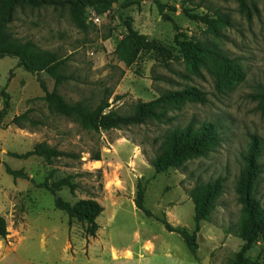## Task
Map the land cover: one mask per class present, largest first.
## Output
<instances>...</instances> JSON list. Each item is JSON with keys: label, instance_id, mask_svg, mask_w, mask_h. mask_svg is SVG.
I'll return each mask as SVG.
<instances>
[{"label": "rangeland", "instance_id": "374dc122", "mask_svg": "<svg viewBox=\"0 0 264 264\" xmlns=\"http://www.w3.org/2000/svg\"><path fill=\"white\" fill-rule=\"evenodd\" d=\"M159 1L174 7L173 12H167L171 21L161 19L154 0L128 7L121 6L123 0H116L103 12L93 9L102 17L97 25L89 22L87 10L90 24L85 31L73 24L66 8L16 10L9 28L13 36L20 42L30 40L65 60L61 72L70 79L58 91L69 103L82 102L93 108L108 99L110 110L125 115L132 113L138 101H151L163 91L185 87L205 93L207 102L186 103L171 111L172 120L167 124L149 121L120 129L85 131L47 106L36 77L16 67V58H5L0 62V91L9 85L10 95L6 93L8 114L3 119L4 128H0V216L6 221L8 235L0 238V264H123L125 250L129 259L138 257L143 264H201L207 257L210 264H234L244 245L237 235L241 206L235 186L251 135L262 141L259 162L263 173L256 198L264 207V110L256 97L264 90V0H246L250 19L239 12L237 0ZM182 9L208 18L219 13L228 18L229 26L220 28L216 36ZM124 23L168 52L142 51L126 67L114 53L125 32ZM175 36L179 41L214 45L236 60L240 76L218 92L211 74L202 69L200 75H194L187 69ZM40 78L48 90L53 89L54 81L48 74H40ZM26 110L35 123L25 120L22 128L12 124V119ZM190 122L197 126L215 124L219 144L178 168L155 171L152 161L163 150L170 131ZM41 142L78 158H60L48 165L35 156L15 157ZM97 152L100 160L92 161ZM4 165L23 171L28 180L7 175ZM50 172L49 182L71 175L78 188L51 194L40 186ZM218 177L224 180L223 191L210 220L200 221L197 250L191 254L179 235L167 232L155 219H165L173 227L192 233L195 205L189 192L196 182ZM138 190L143 192V204L151 218L136 208ZM57 198L70 204L92 199L103 207L97 218L96 238L86 239L85 224L76 220L69 224L67 215L54 207ZM112 249L120 256L115 262L110 259ZM246 257L262 261L264 246H253Z\"/></svg>", "mask_w": 264, "mask_h": 264}, {"label": "trees", "instance_id": "16d2710c", "mask_svg": "<svg viewBox=\"0 0 264 264\" xmlns=\"http://www.w3.org/2000/svg\"><path fill=\"white\" fill-rule=\"evenodd\" d=\"M116 0H0V59L4 57L16 58L17 67L23 69L36 77L40 89L43 93V101L47 106L59 115L76 122L85 131L98 132L112 129H120L132 125H143L149 121L167 124L172 120L169 113L179 110L186 103L205 104L207 102L205 93L195 87H185L178 91H163L157 98L135 103L132 113L119 114L110 110L108 99H103L93 108H88L82 102L69 103L59 93L58 87L70 79L61 70L65 66V60L51 51L42 50L32 41H18L10 31V25L14 21L17 9L28 8L36 10L44 7L52 9H68L73 24L82 31L88 29L90 23L87 22V10H97L103 12V8L110 6ZM141 0H123L122 7L138 4ZM239 12L247 19L251 17V10L246 0H237ZM158 14L164 22L171 21L167 12H173L174 7L154 0ZM189 18L205 23L209 29L217 36L219 29L229 26L227 17L215 14V18L190 14L188 10L182 9ZM97 15V14H96ZM125 32L115 48L116 58L126 67H130L142 51H154L161 55L168 50L161 47L154 41H148L143 35L138 34L131 27L130 23H124ZM175 44L178 47L180 57L187 69L194 75H200L201 70H205L215 79V88L218 92L225 89L232 81L240 76V66L235 59L229 58L214 45L203 42L179 41L175 36ZM48 74L54 81L52 90H48L41 80L40 74ZM12 72L10 73L11 76ZM3 99V106L0 110V128H4L3 119L8 114L9 97L4 90L0 92ZM259 106L264 110V90L256 96ZM29 110L12 119V124L22 128L24 121L31 124L35 121L29 117ZM221 141L217 132V126L211 122L195 125L188 123L183 127L173 128L165 142L163 150L154 158L152 166L157 172H164L171 168L180 167L183 162L192 158L205 156L211 147ZM263 147L259 137L251 135L249 137L247 150L243 154V166L238 176L235 193L238 204L241 206V217L239 219L237 235L244 245L236 254L234 264H264L262 261L249 260L246 252L256 245L264 246V207L256 198V188L263 173V164L259 162ZM42 158L48 165H52L60 158L77 159L75 155H70L50 147L44 142L34 145L32 150L23 155H15L16 158L27 157ZM92 161H99L100 154L97 152L91 157ZM4 171L14 179L28 180L27 174L21 170H12L4 165ZM52 172L48 178L40 185L51 194L68 188L71 192L78 188L72 183L71 175H66L58 180L49 182ZM223 178H216L207 183L196 182L189 192V196L195 205V228L189 233L186 228L173 227L165 219H155L161 223L164 229L170 233H176L183 240L191 254L197 250L196 234L199 230L200 221H209L210 215L218 198L223 191ZM136 208L145 216L151 218L152 214L144 207L143 192L137 191L135 199ZM54 207L64 212L69 220H76L85 224V237L88 240L96 238L99 230L97 218L103 212V207L92 199L78 200L73 204L57 198ZM8 235L5 219L0 216V238L5 239Z\"/></svg>", "mask_w": 264, "mask_h": 264}, {"label": "crops", "instance_id": "0c3cea01", "mask_svg": "<svg viewBox=\"0 0 264 264\" xmlns=\"http://www.w3.org/2000/svg\"><path fill=\"white\" fill-rule=\"evenodd\" d=\"M5 58H7V57H4V58L0 59V62H2ZM16 60H17V59H16ZM17 63H18V61L15 63V66H16V67H17ZM13 79H14V78L12 77L11 81L9 82L10 85H11ZM20 83H21V82H20ZM22 83L24 84V85H22V90H23V89L25 88V82L22 81ZM8 91H9V85L6 86L5 93H7L8 95H10V93H9ZM0 92H1V91H0ZM2 106H3V99H2V97L0 96V110L2 109ZM142 250H143V249H142ZM127 251H128V250H125V251H124V254L122 255V259H123L122 263H123V264H143V263H142V259H139L138 257L135 258V256H133L131 259H129V258L127 257V255H126ZM110 254H111L110 259H111L113 262L119 260L120 256H118V253H117L114 249L111 250V253H110ZM141 254H142V253H139V252H138V255H141ZM134 255H135V254H134Z\"/></svg>", "mask_w": 264, "mask_h": 264}, {"label": "built area", "instance_id": "2783aa9c", "mask_svg": "<svg viewBox=\"0 0 264 264\" xmlns=\"http://www.w3.org/2000/svg\"><path fill=\"white\" fill-rule=\"evenodd\" d=\"M88 20H89V22L92 24H95V25H97V24H99L100 23V21L102 20V17L101 16H99V15H96L94 12H93V10H88Z\"/></svg>", "mask_w": 264, "mask_h": 264}, {"label": "water", "instance_id": "95a60500", "mask_svg": "<svg viewBox=\"0 0 264 264\" xmlns=\"http://www.w3.org/2000/svg\"><path fill=\"white\" fill-rule=\"evenodd\" d=\"M201 264H210V263H209V258L207 257L205 260H203V261L201 262Z\"/></svg>", "mask_w": 264, "mask_h": 264}]
</instances>
